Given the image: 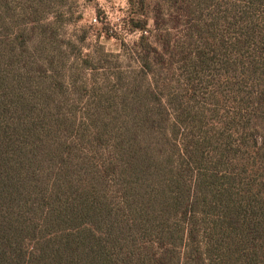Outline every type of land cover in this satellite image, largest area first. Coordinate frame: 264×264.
I'll list each match as a JSON object with an SVG mask.
<instances>
[{
	"label": "trees",
	"instance_id": "16d2710c",
	"mask_svg": "<svg viewBox=\"0 0 264 264\" xmlns=\"http://www.w3.org/2000/svg\"><path fill=\"white\" fill-rule=\"evenodd\" d=\"M61 1L0 0V264H264V0H127L122 55Z\"/></svg>",
	"mask_w": 264,
	"mask_h": 264
},
{
	"label": "rangeland",
	"instance_id": "374dc122",
	"mask_svg": "<svg viewBox=\"0 0 264 264\" xmlns=\"http://www.w3.org/2000/svg\"><path fill=\"white\" fill-rule=\"evenodd\" d=\"M59 6L54 4L58 15L50 21L56 22L60 36L77 42L84 54L102 48L108 54L122 55V44L132 46L141 36L127 26L131 12L127 0H62Z\"/></svg>",
	"mask_w": 264,
	"mask_h": 264
}]
</instances>
